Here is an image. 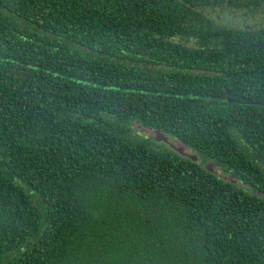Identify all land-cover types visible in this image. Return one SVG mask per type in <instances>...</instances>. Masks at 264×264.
I'll return each instance as SVG.
<instances>
[{
  "label": "trees",
  "instance_id": "1",
  "mask_svg": "<svg viewBox=\"0 0 264 264\" xmlns=\"http://www.w3.org/2000/svg\"><path fill=\"white\" fill-rule=\"evenodd\" d=\"M259 10L0 0V264H264Z\"/></svg>",
  "mask_w": 264,
  "mask_h": 264
},
{
  "label": "water",
  "instance_id": "2",
  "mask_svg": "<svg viewBox=\"0 0 264 264\" xmlns=\"http://www.w3.org/2000/svg\"><path fill=\"white\" fill-rule=\"evenodd\" d=\"M228 93H230V91H228ZM153 138L156 141H158V142H164V143L168 144L170 147H172L173 149L178 151L183 156L189 157V158H191L194 161L198 160V155L197 154L191 153L184 146L178 145L176 142L170 140V138L166 134L162 133L159 130H155L154 131ZM207 167L211 171H214L213 164H209Z\"/></svg>",
  "mask_w": 264,
  "mask_h": 264
},
{
  "label": "flooded vegetation",
  "instance_id": "3",
  "mask_svg": "<svg viewBox=\"0 0 264 264\" xmlns=\"http://www.w3.org/2000/svg\"><path fill=\"white\" fill-rule=\"evenodd\" d=\"M226 2H237V1H239V0H225ZM240 1H246V2H249V1H253V0H240ZM256 1H258V3H260V10H259V12H260V14H261V16H263L264 15V0H256ZM234 15V14H233ZM213 20V19H212ZM216 24H223V23H221V22H219V21H216V20H213ZM242 22L240 21V20H238V22H232V23H230V25L231 26H234V27H239V26H242ZM227 25H229V24H227ZM251 29H253L254 28V24H249L248 25Z\"/></svg>",
  "mask_w": 264,
  "mask_h": 264
},
{
  "label": "rangeland",
  "instance_id": "4",
  "mask_svg": "<svg viewBox=\"0 0 264 264\" xmlns=\"http://www.w3.org/2000/svg\"><path fill=\"white\" fill-rule=\"evenodd\" d=\"M226 15L228 17H233V18H224L223 20L222 19H218V21L221 22V23H225V24H229L230 25V23L238 22V20H239L237 17H235L233 15H228V14H226ZM251 24H252V22H251Z\"/></svg>",
  "mask_w": 264,
  "mask_h": 264
}]
</instances>
